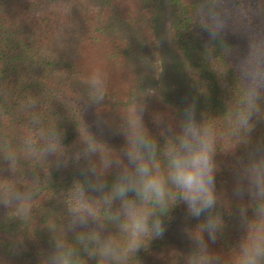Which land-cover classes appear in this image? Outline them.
<instances>
[{
	"label": "trees",
	"instance_id": "16d2710c",
	"mask_svg": "<svg viewBox=\"0 0 264 264\" xmlns=\"http://www.w3.org/2000/svg\"><path fill=\"white\" fill-rule=\"evenodd\" d=\"M206 29L217 34L210 38ZM257 34L264 36V0H0V201L5 192L31 197L26 217L18 202H0V264H47L57 239L86 264H98L78 242L98 225L73 224L69 212L89 161L100 167L98 154L83 156L78 128L86 125L121 153L133 107L143 110L144 126L161 145L162 131L175 128L189 107L213 129L218 200L211 215L223 226L214 243L207 232L204 242L219 258L212 264H233L245 235L241 209L251 217L254 207L246 195H235L237 180L249 154L264 144V98L250 133L234 122L243 94L235 64ZM97 71L106 89L99 102L86 83ZM53 140L58 150L45 151ZM117 171L113 166L102 176L108 189ZM87 194L102 195L91 188ZM209 214L193 218L176 201L160 215L163 236L146 239L127 264H187L200 250L186 229L206 223ZM102 222V236L119 241L116 224Z\"/></svg>",
	"mask_w": 264,
	"mask_h": 264
},
{
	"label": "clouds",
	"instance_id": "9594fccd",
	"mask_svg": "<svg viewBox=\"0 0 264 264\" xmlns=\"http://www.w3.org/2000/svg\"><path fill=\"white\" fill-rule=\"evenodd\" d=\"M210 38L217 33L211 29ZM235 70L243 83V94L235 113L237 127L251 132L255 127L250 123L253 115L261 111L260 101L264 98V36L255 35L249 41L247 54L235 64ZM86 83L96 102L103 100L104 80L100 73H94ZM143 110L130 109L126 115L124 147L116 153L96 140L86 125L78 128L80 141L84 144L83 156H99V165L89 161L85 181H78L73 187L69 200V212L73 224L87 225L91 220L98 229L78 235V242L84 246L89 257H97L98 264H127L137 253L146 239L160 238L165 232L160 215L169 212L179 201L187 205V212L199 218L209 212L206 223L195 229H186L199 253L189 255L187 264H212L219 260L209 253L204 242V233L216 241L217 230L223 226L219 215H211L217 205L215 163V133L213 129L196 119L193 107L184 110L183 119L174 128L168 125L161 135L165 143L152 135L143 123ZM59 144L53 140L45 151L55 153ZM15 163L14 156L7 157ZM116 167V178L108 189L102 176ZM91 174L95 180H88ZM87 184V187L85 186ZM88 188L100 192L97 198L89 197ZM108 189V190H106ZM235 195H245L254 202L253 214L248 217L246 209H241V219L245 235L240 240L233 264H264V144L257 145L249 154L248 162L238 178ZM31 197L19 192H5L0 201L5 207L18 202V212L27 216ZM119 201L114 212L112 206ZM103 209V211H102ZM115 223L121 239L102 236L105 228L102 222ZM92 245V247H89ZM47 264H86L76 250L57 239L54 251Z\"/></svg>",
	"mask_w": 264,
	"mask_h": 264
}]
</instances>
